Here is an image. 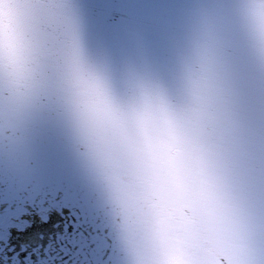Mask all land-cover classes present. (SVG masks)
<instances>
[{
  "label": "water",
  "instance_id": "1",
  "mask_svg": "<svg viewBox=\"0 0 264 264\" xmlns=\"http://www.w3.org/2000/svg\"><path fill=\"white\" fill-rule=\"evenodd\" d=\"M0 26V215L48 216L0 264H264V0H0Z\"/></svg>",
  "mask_w": 264,
  "mask_h": 264
},
{
  "label": "flooded vegetation",
  "instance_id": "2",
  "mask_svg": "<svg viewBox=\"0 0 264 264\" xmlns=\"http://www.w3.org/2000/svg\"><path fill=\"white\" fill-rule=\"evenodd\" d=\"M47 212L33 211L26 206H18L0 215V239H6L12 231H22L47 219Z\"/></svg>",
  "mask_w": 264,
  "mask_h": 264
},
{
  "label": "snow or ice",
  "instance_id": "3",
  "mask_svg": "<svg viewBox=\"0 0 264 264\" xmlns=\"http://www.w3.org/2000/svg\"><path fill=\"white\" fill-rule=\"evenodd\" d=\"M7 16L9 20L7 26L8 27L7 47L9 51H15L16 48L15 14L12 12H8ZM0 30H2V26H0Z\"/></svg>",
  "mask_w": 264,
  "mask_h": 264
}]
</instances>
